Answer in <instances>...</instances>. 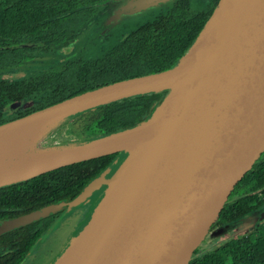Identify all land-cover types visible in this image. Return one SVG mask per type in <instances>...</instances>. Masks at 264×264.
<instances>
[{"label": "water", "instance_id": "95a60500", "mask_svg": "<svg viewBox=\"0 0 264 264\" xmlns=\"http://www.w3.org/2000/svg\"><path fill=\"white\" fill-rule=\"evenodd\" d=\"M161 1L166 0H125L103 23L114 25ZM160 91L166 93L149 116L130 127L45 145L49 133L70 117ZM150 124L129 145L101 148ZM29 128L35 130L33 146L24 152L28 166L1 179L0 187L115 156L75 197L2 220L0 234L93 201L50 264H189L208 235L240 222H264L263 208L213 228L264 152V0H218L172 67L98 86L4 122L0 137Z\"/></svg>", "mask_w": 264, "mask_h": 264}, {"label": "trees", "instance_id": "16d2710c", "mask_svg": "<svg viewBox=\"0 0 264 264\" xmlns=\"http://www.w3.org/2000/svg\"><path fill=\"white\" fill-rule=\"evenodd\" d=\"M105 1L0 0V74L27 66L33 51L49 50L73 37L91 13L89 8ZM211 12L210 8L188 16L175 8L146 28L134 31L104 57L71 59L62 68L47 73L0 77V124L15 116L3 108L14 101H31L26 110L29 114L98 86L172 67L193 43ZM165 93L120 99L70 117L52 130L57 133V143L50 144L49 140L45 145L87 140L130 127L147 118ZM52 131L47 138L54 139ZM114 156L70 164L0 187V215L29 212L72 199ZM263 208L264 159L260 157L236 185L214 228ZM205 244L195 250L189 264H264V222H254L250 230L212 248Z\"/></svg>", "mask_w": 264, "mask_h": 264}, {"label": "flooded vegetation", "instance_id": "af4514ba", "mask_svg": "<svg viewBox=\"0 0 264 264\" xmlns=\"http://www.w3.org/2000/svg\"><path fill=\"white\" fill-rule=\"evenodd\" d=\"M193 0H172L166 10H164L163 14H155L153 15V18L151 20H144L142 22H138L137 24H133L132 27H126L124 26L123 28H120L117 32L115 33L118 38L122 34V31L125 30L126 34L124 37H120L116 42L111 44V49L113 50L116 48L118 45H121L125 40H127L134 31L141 29V28H146L148 24H151L152 22L159 20L160 18H163L165 16V13L172 11L175 8H180L183 10L188 16L192 14H197L202 11H207L211 8V10L214 9L216 6L218 0H204L200 6L197 7V9H193V5L191 4ZM117 3H119V0H107L103 3L97 4L92 6L91 8V13L86 17L85 21H82L80 25H83L81 28H79V31L74 34L73 37L68 38L65 42L60 43L59 45H56L52 47L49 50L43 51V50H38V51H33V53H30V60L26 62L27 66L23 65L17 69H14L13 72H4L5 74H0V77L2 78H17V77H22V76H27L28 73H47L50 72L51 70H58L59 68H62L65 63H68L69 60L71 59H83L86 58L84 54H80L76 58H69L66 62L63 63H58L56 66H49L44 69H39L34 70L33 65L34 64H40L42 62L41 59L47 57H51L52 54L55 52H61L65 53L63 50L71 48L73 45H77L80 43L84 37L87 34V30L93 23L98 21L101 16L104 14V12L107 10H110L113 8ZM102 36L100 39L101 40H107L109 39L112 34L110 33H102L99 35V37ZM101 56H95L94 58H99ZM93 58V59H94ZM87 59V58H86ZM32 102L31 101H14L11 102L9 105L3 107L4 110L8 109L9 114H15V116L12 119L24 116V114H27L26 110L30 109ZM23 114L17 116V114L22 113ZM30 112V111H29ZM7 113V114H8ZM12 116V115H10ZM60 130V129H59ZM56 131V130H55ZM54 133V139L52 138H47V142L50 140V144L57 143V138L56 134L54 131H52V134ZM261 159H264V152L260 155ZM259 157V158H260ZM258 158V159H259ZM68 201V200H66ZM92 204V201L87 202L85 205L77 207L75 210H73L71 213L74 211H78L84 209V208H89ZM38 209V208H37ZM259 210V209H258ZM32 211V210H31ZM257 211V210H255ZM30 212V211H29ZM28 212L24 213H15V214H9L2 216L0 215V222L2 220H7L10 218H15L20 215L26 214ZM68 212H66V208H61L59 210H56L55 212L38 218L36 220H33L29 223H27L24 226L14 228L12 230L6 231L4 233L0 234V264H42L41 258L38 256L37 257V251L39 248H42L44 246V242L49 239L50 240V245H48V249L50 250L51 248H54L56 246V242L58 241L57 235L54 234L56 230L62 229V223L64 222V216ZM49 219V221L47 220ZM78 222V221H77ZM216 223V222H215ZM76 226V224H75ZM75 226L71 227V232L74 229ZM219 227V226H218ZM214 228V225H213ZM217 228V227H216ZM69 230V231H70ZM69 233V235L71 234ZM68 235V237H69ZM67 237V238H68ZM66 241V240H65ZM64 241V242H65ZM64 242L61 244V247L63 246ZM60 247V248H61ZM46 252L44 253L45 256ZM56 255V254H55ZM41 256H43V252L41 253Z\"/></svg>", "mask_w": 264, "mask_h": 264}, {"label": "rangeland", "instance_id": "374dc122", "mask_svg": "<svg viewBox=\"0 0 264 264\" xmlns=\"http://www.w3.org/2000/svg\"><path fill=\"white\" fill-rule=\"evenodd\" d=\"M172 0H166V1H161L158 3V5L154 6V8H151L147 11H140V13H137L136 16L131 15V18H124L118 20L114 25L110 23H103L106 19V15H115L119 9L124 5L125 0H119V3H117L113 8L110 10H106L104 14L101 16V18L93 23L91 27L88 28L87 34L84 37V39L78 43L77 45H73L71 48L64 49L63 51L65 53L61 52H55L54 54L51 55V57L45 56V58H42L40 64H34L33 69L34 70H39V69H44L49 66H56L58 63H63L66 62L69 58H76L82 53L84 54L87 59H93L95 56H101L104 57L106 54L111 53V44L116 42L120 37H124L126 34L125 30L122 31V34L118 38V36L115 34L120 28H123L124 26L126 27H132L133 24H137L138 22H142L144 20H151L153 18V15L155 14H163L164 10L168 7L169 3ZM204 0H193L191 3L194 7L193 9H197L198 6L203 2ZM163 12V13H161ZM110 24V25H108ZM102 33H110L112 36L107 39V40H101L99 37L100 34ZM125 33V34H124ZM93 203V201H92ZM85 205V204H84ZM92 205V204H91ZM91 207V206H90ZM90 207L84 208L78 211H74L71 213L73 210L76 208L72 209L69 211L64 217V222L62 223V229L56 230L54 232L55 235H57L58 241L56 242V246L54 248H51L50 250L48 249V245H50V240L47 239L44 242V246L42 248H39L37 251V257L39 256L41 258L42 264H50V262L53 260L55 254L60 250L61 244L67 239L69 233L71 232V227L77 225L79 221H81L88 213L90 210ZM78 221V222H77ZM254 221H245V222H240L238 224H235L232 227H229L225 232L223 233H216L217 235H214L211 237V239L207 240V236L204 241L201 243L203 244L204 242L206 243L204 247L206 248H212L215 245L221 243L223 240H226L227 238L237 235V234H242L245 233L247 230H250V228L253 227ZM240 225L239 227H237ZM70 230V231H69ZM200 247V246H199ZM43 252V256H41V253ZM46 252L45 256L44 253Z\"/></svg>", "mask_w": 264, "mask_h": 264}, {"label": "bare ground", "instance_id": "6f19581e", "mask_svg": "<svg viewBox=\"0 0 264 264\" xmlns=\"http://www.w3.org/2000/svg\"><path fill=\"white\" fill-rule=\"evenodd\" d=\"M150 126L151 124L122 135L115 139L114 142H105L101 148L115 149L117 147L129 145L142 137L143 133L145 134ZM34 130L35 128H29L28 130L0 137V180L25 171L28 166L26 164L28 155H25L24 152L27 148L33 146L34 133L32 132ZM29 157H31V155Z\"/></svg>", "mask_w": 264, "mask_h": 264}]
</instances>
